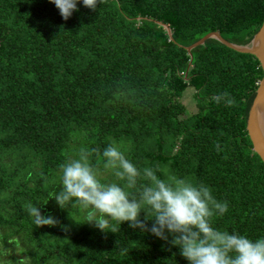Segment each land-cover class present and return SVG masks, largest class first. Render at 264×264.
<instances>
[{"label":"trees","instance_id":"16d2710c","mask_svg":"<svg viewBox=\"0 0 264 264\" xmlns=\"http://www.w3.org/2000/svg\"><path fill=\"white\" fill-rule=\"evenodd\" d=\"M77 7L65 21L50 0H0V264H189L150 232L124 223L104 233L87 224L89 210L52 199L60 165L81 147L101 153L90 159L102 182L123 183L103 168L113 141L139 169L203 183L227 201L214 227L264 238V163L247 131L263 69L215 39L187 51L212 32L248 45L264 23V0ZM223 92L234 106L212 100ZM29 203L59 223L38 228Z\"/></svg>","mask_w":264,"mask_h":264},{"label":"clouds","instance_id":"9594fccd","mask_svg":"<svg viewBox=\"0 0 264 264\" xmlns=\"http://www.w3.org/2000/svg\"><path fill=\"white\" fill-rule=\"evenodd\" d=\"M67 21L77 5L96 10L103 0H50ZM217 104L228 107L235 99L228 92L212 97ZM122 145L110 143L102 152L103 168L112 170L118 182H102L98 167L90 157L101 153L97 149L81 147L78 158H69L60 165L61 190L52 199L66 209L78 205L87 214V224L104 233H118L121 225L150 232L157 238L180 250L189 264H264V238L253 240L247 235L229 233L213 226V218L228 211L227 201L215 198L212 189L203 183H193L186 178L168 176L161 179L158 168L139 169L129 160ZM217 151L220 144L215 143ZM146 183L138 184V181ZM134 190V191H130ZM38 228L56 226L59 222L51 215H44L41 208L26 205ZM144 213V219H141ZM147 221H152L151 227ZM169 234L172 239L169 240ZM17 264H31L30 257H22Z\"/></svg>","mask_w":264,"mask_h":264},{"label":"water","instance_id":"95a60500","mask_svg":"<svg viewBox=\"0 0 264 264\" xmlns=\"http://www.w3.org/2000/svg\"><path fill=\"white\" fill-rule=\"evenodd\" d=\"M159 24L167 30V33L171 38L172 30L170 29L169 25L163 24L161 22H159ZM208 39L218 40L228 48L237 52L253 55L259 60L264 73V23L260 31L255 35L253 40L248 45L240 46L229 43L222 38L219 32H212L206 35L196 44L187 48L188 53L191 55L193 49L203 45ZM247 131L253 144V151L261 158L264 163V76L259 83L255 100L250 109Z\"/></svg>","mask_w":264,"mask_h":264},{"label":"rangeland","instance_id":"374dc122","mask_svg":"<svg viewBox=\"0 0 264 264\" xmlns=\"http://www.w3.org/2000/svg\"><path fill=\"white\" fill-rule=\"evenodd\" d=\"M0 250H1V248H0ZM14 251H15L14 255H16V256L18 257L19 255H18V251H17V249L14 248Z\"/></svg>","mask_w":264,"mask_h":264}]
</instances>
